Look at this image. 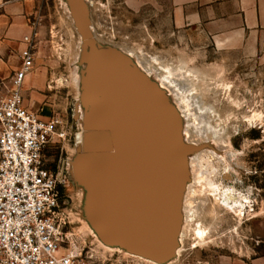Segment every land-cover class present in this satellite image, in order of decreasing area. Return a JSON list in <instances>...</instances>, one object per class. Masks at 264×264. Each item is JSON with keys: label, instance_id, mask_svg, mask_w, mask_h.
Returning <instances> with one entry per match:
<instances>
[{"label": "rangeland", "instance_id": "obj_1", "mask_svg": "<svg viewBox=\"0 0 264 264\" xmlns=\"http://www.w3.org/2000/svg\"><path fill=\"white\" fill-rule=\"evenodd\" d=\"M83 1L94 49L83 41L72 0H0V26L7 29L0 33V75L11 76L22 54L30 51L33 67L22 88L25 103L44 120L58 118L66 132L64 138L53 137L48 155L54 168L64 170L61 214L68 236L74 234L71 241L85 244L91 259L103 264L249 263L264 255V48L254 56L219 50L199 33L177 27L164 1ZM93 52L110 59L118 82L145 97L148 110L166 124L171 137L165 136L161 147H169V153L167 148L159 153L168 172L182 166L189 171L187 222L174 236L176 247L146 253L106 231L94 174L84 169L77 145L83 126L74 115L77 105L85 104ZM170 80L172 87L166 85ZM160 97L170 112L159 113ZM159 126L156 122L151 132ZM154 151L152 156L158 154ZM226 163L230 180L222 176ZM213 170L215 181L249 196L251 207L240 217L208 195L201 175ZM195 221L208 231L199 243L193 239Z\"/></svg>", "mask_w": 264, "mask_h": 264}, {"label": "bare ground", "instance_id": "obj_2", "mask_svg": "<svg viewBox=\"0 0 264 264\" xmlns=\"http://www.w3.org/2000/svg\"><path fill=\"white\" fill-rule=\"evenodd\" d=\"M72 3L73 15L78 29L82 34L83 41L85 45H90L92 41L88 33V15L87 11L84 9V1L72 0ZM92 44L91 48L94 49ZM95 53L96 52L92 53L94 62L91 70L92 73L90 72V81L88 83L89 90L85 93L86 99H88V96H91V99L87 103L85 102L86 99L84 102H81L82 104H86H83V108H79L80 105H77L74 114L75 118L78 119L83 126V131L77 133L79 152L83 153V166L89 174H94V177H92L95 184L94 191L98 193V197H96L99 202L103 204L102 217L106 231L114 235V237H118L117 239L120 240L123 245L131 246L132 248L146 253H155L171 246L174 236L178 234V229L182 228V225H185L187 222L183 211L184 198L186 193H189L190 190L188 189L191 185L189 171L185 169V166H179L180 168L171 175V173L168 172L166 164H163V158L156 161L157 155L155 154L156 156H152L154 155L153 151L155 148H159L163 151L164 147L160 148V146H158L161 142L160 140H163L165 136L171 137V135L169 136L166 134L168 132H165L166 124L162 120L158 121L155 116L158 117L159 115L157 112L152 113L150 109L142 110L143 108L141 109V107H138L134 109V111H131V103L126 104V102L131 99L130 92H125L124 100L120 98L116 100L114 87L109 82L103 83V76L100 79L101 75L99 72L102 68L101 64L104 58L97 56L99 52L97 54ZM166 85H171V87L174 86L171 80ZM99 95H103L104 101L106 96V98H108L107 111L104 112L105 121H99L95 115L98 104L102 102V98H100ZM78 100L83 101L82 98ZM159 102V113L170 112L168 110H171V108H169V104L166 101L160 97ZM253 116L257 117L258 115ZM180 117L182 118V116ZM188 119L187 121H189ZM101 122L106 123L110 127V139L113 146L111 147L114 150V154L106 158L99 156V154H101L100 148H102L103 144L106 142L104 135L105 131L103 130L105 127H103L104 124ZM156 122H158L160 126L154 133L150 134L149 132ZM100 125L103 126L100 127ZM164 132L165 134L162 137ZM131 146L134 148L132 156ZM166 148L165 146L163 153H165ZM149 150H151L152 153H148L147 151ZM167 151L169 153V147ZM166 159L168 163L173 164L169 156L166 157ZM229 171V165L226 163L222 175L223 179H231ZM214 174L215 170L210 172L207 176L201 175V177L204 178L203 181L205 180L203 186L205 185L207 188L208 195L214 196L219 204L240 217L248 207H251L249 196L232 185H226L222 181H215L213 179ZM139 177L140 181L137 182V178ZM82 193L85 198V189ZM195 222L193 239H195V241L198 240L199 243L204 240L208 231L205 227H202L200 221ZM73 235L74 234L69 233L70 237ZM72 243L76 248L78 247L76 243ZM172 247L176 246L172 245Z\"/></svg>", "mask_w": 264, "mask_h": 264}, {"label": "built area", "instance_id": "obj_3", "mask_svg": "<svg viewBox=\"0 0 264 264\" xmlns=\"http://www.w3.org/2000/svg\"><path fill=\"white\" fill-rule=\"evenodd\" d=\"M32 67L25 51L11 76L0 75V264H103L85 244L76 248L65 230L64 170L53 167L48 149L66 132L58 118L44 120L25 103L22 88Z\"/></svg>", "mask_w": 264, "mask_h": 264}, {"label": "crops", "instance_id": "obj_4", "mask_svg": "<svg viewBox=\"0 0 264 264\" xmlns=\"http://www.w3.org/2000/svg\"><path fill=\"white\" fill-rule=\"evenodd\" d=\"M160 1L166 3L177 27L199 33L219 50L254 56L264 48V0ZM6 30L0 26V33ZM228 264H264V255L249 263Z\"/></svg>", "mask_w": 264, "mask_h": 264}, {"label": "water", "instance_id": "obj_5", "mask_svg": "<svg viewBox=\"0 0 264 264\" xmlns=\"http://www.w3.org/2000/svg\"><path fill=\"white\" fill-rule=\"evenodd\" d=\"M78 27V26H77ZM98 57H103V56H101V55H97ZM104 59H103V62H102V64H101V66H102V68L100 69V72H99V74L101 75V77H100V79L102 78V76H103V83H107V82H109L113 87H114V92H115V98H116V100H119V98L121 99V100H124L123 98H124V95H125V92H130L131 93V97H130V95H129V97L131 98V99H129V101L128 102H126V104L127 103H131V111H134V109H137L138 107H141V109L142 110H148V108H149V101L148 100H146L145 99V97H143V98H140V96L138 95L137 96V94H135L134 95V92L132 91V89H131V87H129L128 85H125V84H122V83H120V82H118L120 79L118 78V76H117V70H116V68H115V64L114 63H112L111 61H110V59H108V58H106V57H103ZM129 79V78H128ZM103 85V84H102ZM131 86V85H130ZM104 94V93H103ZM103 96V95H102ZM101 95H99V97L100 98H102V102H100L99 104H98V106H97V112L95 113V115L97 116V118H98V120L99 121H105V119L106 118H104V112H106L107 111V107H108V105H107V103H108V98H106L105 97V101L103 100V97H102ZM125 99H127V98H125ZM127 101V100H126ZM148 101V102H147ZM148 104H147V103ZM139 106H138V105ZM141 104V105H140ZM127 106V105H126ZM147 108V109H146ZM158 111H160V105H159V108H158ZM162 113H164V112H161V114ZM166 113V112H165ZM102 124H104V126L103 125H100V127L101 126H103V127H105V128H103V130L105 131L104 132V135H105V138H106V142H105V144H103V147L102 148H100L101 149V154H99V156H102V157H110V156H112V154H114V150H113V146H112V141H111V139H110V127L106 124V123H104V122H101ZM150 134L151 133H153V132H151V130H150V132H149ZM161 137V136H160ZM161 139V138H160ZM160 141H162V140H160ZM112 146V147H111ZM158 146H160V148H161V142L159 143V145ZM146 148V147H145ZM133 149L134 148H132V146H131V156H132V153H133ZM155 149H157L158 150V154H157V157H159L160 158V153H159V151H160V149L159 148H155ZM143 150V149H142ZM148 153L150 152V153H152L151 152V150H149V151H147ZM79 153H81V152H79ZM82 154V156H83V153H81ZM138 180H137V182H139L140 181V177L139 178H137Z\"/></svg>", "mask_w": 264, "mask_h": 264}]
</instances>
